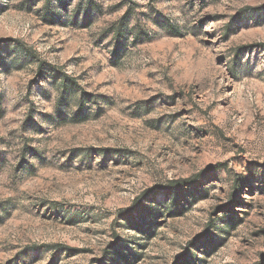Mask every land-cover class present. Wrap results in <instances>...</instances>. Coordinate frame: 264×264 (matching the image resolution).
<instances>
[{
	"label": "rangeland",
	"instance_id": "rangeland-1",
	"mask_svg": "<svg viewBox=\"0 0 264 264\" xmlns=\"http://www.w3.org/2000/svg\"><path fill=\"white\" fill-rule=\"evenodd\" d=\"M0 264H264V0H0Z\"/></svg>",
	"mask_w": 264,
	"mask_h": 264
}]
</instances>
